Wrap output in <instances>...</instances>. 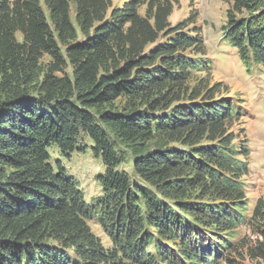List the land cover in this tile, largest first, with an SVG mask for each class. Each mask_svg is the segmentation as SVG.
Instances as JSON below:
<instances>
[{
    "label": "trees",
    "instance_id": "trees-1",
    "mask_svg": "<svg viewBox=\"0 0 264 264\" xmlns=\"http://www.w3.org/2000/svg\"><path fill=\"white\" fill-rule=\"evenodd\" d=\"M222 1L221 42L264 75V0ZM179 5L0 0V264H264L245 107L192 82L212 62L196 13L170 20ZM53 147L101 159L102 193Z\"/></svg>",
    "mask_w": 264,
    "mask_h": 264
},
{
    "label": "rangeland",
    "instance_id": "rangeland-1",
    "mask_svg": "<svg viewBox=\"0 0 264 264\" xmlns=\"http://www.w3.org/2000/svg\"><path fill=\"white\" fill-rule=\"evenodd\" d=\"M122 4L125 0H114ZM226 8L222 0H180L170 20L177 23L188 17L191 12L197 15L196 22L203 27L207 43V58L212 67L198 73L192 82H198L211 88L215 83L224 84L229 96L241 99L243 119L236 125L241 138L249 140L251 148L250 173L243 178L251 206L259 199L264 202V75L257 70L248 73L242 66L236 51L227 43L221 42L222 26L225 23ZM56 147L50 149L52 160H61L63 165L79 182L87 197L96 196L102 192L94 183L96 174L104 170L101 159H96L90 149L86 152H74L69 157L59 153ZM92 230L101 237L106 246H110L109 239L102 229L90 223ZM240 242L252 246L255 244L257 233L250 226H242L239 230ZM251 259L246 258V264ZM253 263V262H252Z\"/></svg>",
    "mask_w": 264,
    "mask_h": 264
}]
</instances>
